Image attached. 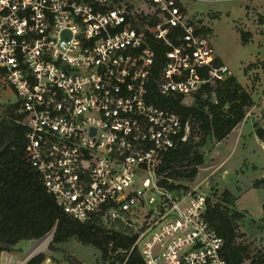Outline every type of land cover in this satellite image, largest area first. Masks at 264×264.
<instances>
[{
  "label": "built area",
  "instance_id": "1",
  "mask_svg": "<svg viewBox=\"0 0 264 264\" xmlns=\"http://www.w3.org/2000/svg\"><path fill=\"white\" fill-rule=\"evenodd\" d=\"M215 1L0 0V83L27 129L26 161L69 219L130 231L144 264H226L208 197L159 185L188 125L146 89L150 42L163 47L164 98L231 75L190 17Z\"/></svg>",
  "mask_w": 264,
  "mask_h": 264
},
{
  "label": "trees",
  "instance_id": "2",
  "mask_svg": "<svg viewBox=\"0 0 264 264\" xmlns=\"http://www.w3.org/2000/svg\"><path fill=\"white\" fill-rule=\"evenodd\" d=\"M154 49L152 74L146 85L147 101L174 112L182 124L188 125L185 142L163 156L156 174H165L159 185L170 190H187L173 181H190L204 163L200 149L209 140L221 143L244 119L253 106L251 95L234 76L208 83L197 92L193 104L181 98H164L158 92L157 79L164 63L163 47L150 42ZM12 105L0 114V254L13 252L21 241H36L53 230L49 251L70 239L92 247L100 254L102 264H144L139 252L132 249L135 236L130 231L108 230L97 220L80 223L63 214L53 197L47 193L39 175L25 158L27 129ZM258 140L264 143V130L254 127ZM185 169V170H182ZM254 189H264V180L255 181ZM234 198L223 191L221 199H207L205 219L222 240L221 256L226 264H264V249L251 254L249 247L238 242V223L243 214L234 209ZM264 215V203L262 205ZM39 254L27 264H42ZM68 264H84L75 257H66Z\"/></svg>",
  "mask_w": 264,
  "mask_h": 264
},
{
  "label": "rangeland",
  "instance_id": "3",
  "mask_svg": "<svg viewBox=\"0 0 264 264\" xmlns=\"http://www.w3.org/2000/svg\"><path fill=\"white\" fill-rule=\"evenodd\" d=\"M229 2L233 6L219 5L222 12L229 10L228 14L221 16L213 4L203 3L193 8L190 17L210 40L215 56L224 60L231 76L251 95L253 106L246 112V125L240 129L242 142L250 143L252 139L248 138V132H253L254 127L264 130V56L256 58L258 52L264 55V0ZM15 103V95L0 83V114ZM183 104L192 105L193 98H186ZM235 136L232 133L222 147L211 140L206 142L200 149L204 163L197 168L196 176L190 181L173 183L187 190H197L211 202L220 200L223 191H229L235 201L234 209L244 216L238 223V242L248 246L254 254L264 249V189L252 187L255 181L264 180V149L253 145L252 152V146L246 147L247 143H244L245 147L233 145ZM252 136H256L255 132ZM227 155H230L229 159ZM164 176L156 175L158 180ZM103 226L126 232L119 225ZM52 235L53 230L40 240L19 242L7 264H27L39 254L45 257L42 264H68V255L84 264H102L96 249L83 246L76 239L55 246L56 252L49 251Z\"/></svg>",
  "mask_w": 264,
  "mask_h": 264
},
{
  "label": "crops",
  "instance_id": "4",
  "mask_svg": "<svg viewBox=\"0 0 264 264\" xmlns=\"http://www.w3.org/2000/svg\"><path fill=\"white\" fill-rule=\"evenodd\" d=\"M212 4L214 5V7H215V9L217 11L221 12V16L223 14H228L230 12H229V10H226V11L222 12L221 9H220V7H219V5H227V6L231 5V6H233L232 2L225 1V0H220V1H215V2H208L207 6H213ZM262 56H264L262 54V52H258L256 58H259V57L262 58ZM217 57L226 65V63L224 62V60L222 58H220L219 56H217ZM247 119L248 118H245L235 129H233L230 132V134L226 137V139L224 141H222L221 143H218V145H221V147H222V145L226 143L225 141L228 139V137L232 133H235L236 134V136H235L236 139H234V144L233 145H238V146L241 145L242 147H245V144L244 143H247L246 144V147L247 146H249V147L252 146V148H251V151L252 152H253V147H254L253 145H259L262 149H264V144L260 140H258L256 136L255 137L252 136V133H254L253 128H252L253 132H250V133L248 132V135H247L248 138L250 137L252 139V142H250V143H248L246 141L242 142L243 134L240 132V129L246 125ZM246 149L248 150V148H246ZM232 151H233V147L231 149V152ZM248 152H250V149H249ZM226 158L229 159L230 158V155H227ZM13 255H14L13 252H10V253L2 252L0 254V264H7L8 263V260L10 258H12Z\"/></svg>",
  "mask_w": 264,
  "mask_h": 264
}]
</instances>
